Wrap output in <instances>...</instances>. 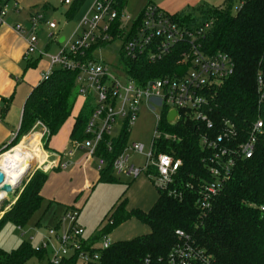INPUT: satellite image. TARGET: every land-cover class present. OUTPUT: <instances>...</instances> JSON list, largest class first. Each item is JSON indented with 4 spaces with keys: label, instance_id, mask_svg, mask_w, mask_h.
I'll use <instances>...</instances> for the list:
<instances>
[{
    "label": "trees",
    "instance_id": "1",
    "mask_svg": "<svg viewBox=\"0 0 264 264\" xmlns=\"http://www.w3.org/2000/svg\"><path fill=\"white\" fill-rule=\"evenodd\" d=\"M81 1H74L72 12ZM234 2L238 4L235 12L232 11ZM124 3L125 0L120 2V9ZM172 18L191 28L212 21L201 43L202 51L207 56L226 55L233 64L232 74L213 87L207 96L205 111L212 129L207 130L204 122L182 112L176 123L169 125L164 109L161 124L155 129L174 139L161 136L154 142V150L157 155H169L181 162L172 183L165 190L156 189L157 199L147 212L127 210V200L122 195L87 240L96 243L122 223L135 219L148 228V233L112 243L100 253L98 264H166L169 254L179 245L177 231L187 235L193 246L207 254L213 264H264V211H261L264 208V0H225L219 8L199 6ZM112 35L116 38L118 32L113 31ZM186 51V45H177L161 61L153 64L145 61L132 63L122 58L120 61L131 79L146 83L182 76L188 66L180 65L179 61ZM258 74L263 82L260 92L256 87ZM76 76L74 72L55 69L47 80L32 90L24 104L17 137L27 135L36 123H40L45 128L42 139L46 141L47 149V142L73 115L79 98ZM87 106L88 103L83 101L73 119L70 141L85 138L84 130L91 113ZM258 119L263 124V134L253 156L239 160L219 192L205 198L202 185L212 180L208 162L211 154L201 146V138H216L232 125L237 132L236 142L240 144L245 142L252 124ZM125 129L119 138H105L100 145L97 156L106 161V166L98 174V183L114 182L111 178L112 162L126 146L128 134ZM28 141L37 144L33 139ZM109 141L112 142L111 152L105 148ZM8 153L1 155L0 160ZM152 174L155 175V171ZM47 179L48 173L41 172L30 178L12 207L0 219V231L6 223L17 228L26 225L40 207L41 191ZM206 204H209L208 208ZM46 253L36 251L24 242L15 250L0 248V264H25L31 258L42 261ZM74 262L68 259L62 264Z\"/></svg>",
    "mask_w": 264,
    "mask_h": 264
},
{
    "label": "built area",
    "instance_id": "2",
    "mask_svg": "<svg viewBox=\"0 0 264 264\" xmlns=\"http://www.w3.org/2000/svg\"><path fill=\"white\" fill-rule=\"evenodd\" d=\"M74 1L63 0L62 4L64 7H69ZM121 1L96 0L90 9V13H93L92 18L85 17L80 23L81 33L76 35L77 39L61 45L58 52L48 58L49 68L40 78V83L47 80L55 69L74 72L77 74L75 84L78 97L84 102L94 97L95 105L90 108V117L84 130L85 138L82 141H71L72 150L66 157H71L75 151H85L87 158L94 162L98 173H101L106 166V161L97 156L100 145L105 138L115 139L111 133L116 121L122 120L125 126L133 125L142 106L150 112L159 109L160 117L157 118L156 127L160 126L165 109L166 117L169 112L176 113L173 124L182 112L183 115L194 116L195 119L204 122L206 129L211 130L212 125L207 120L205 111L208 93L217 84L227 79L233 70L231 59L226 55L207 56L202 51L201 43L212 21L209 20L191 28L149 4L132 22V28L126 34L122 22L128 23L131 19L124 14L123 9H120ZM10 5L15 13L20 11L17 3L11 4V0H0V26L6 22ZM41 24L48 31L56 29L55 23L44 21L39 13L31 15L27 28L21 25L13 27L15 33L25 36V59L37 53L42 56L37 51L36 38ZM113 31L118 32V37L125 35L121 58L123 61L132 63L145 61L153 64L161 61L173 47L186 45L188 51L182 53L179 61L180 65L188 66L186 72L182 76L138 83L131 79L120 61V71L126 78L125 84H120L119 79L109 71L108 66L94 61L91 55L88 56L90 50L113 38ZM262 85V78L258 74L256 77L258 92L261 91ZM35 128L43 130L41 137L45 134V128L40 123H36ZM262 134L263 124L258 119L252 124L243 143L237 144V132L232 125H229L216 138L206 136L201 138V146L209 150L211 154L208 162L212 180L202 185L205 198L213 197L219 192L239 160H247L253 156L255 146ZM161 136L164 139H174L170 135H161V132L155 129L151 150L145 156L146 161L142 168L129 163L128 152L143 153L142 146L132 143L130 146H125L113 160V172L128 175L133 179L139 178L145 172L155 189L165 190L172 183V178L178 172L181 162L172 156L155 153L154 142ZM12 137L14 142L17 134ZM105 148L107 152H111L112 142L106 143ZM5 149L7 147L3 150ZM47 164L51 165L49 162ZM67 166L68 163L59 167L65 169ZM152 171H155V175ZM206 207L208 208L209 204H206ZM261 211H264V208H261ZM60 226H67V230L59 234ZM176 235L179 245L169 254L166 264H213L207 254L193 246L187 235L180 231H177ZM48 236L55 239L58 245L57 249L53 250L48 264H62L68 259L75 261L74 264H98L100 253L112 244L109 235L102 236L96 243H89L87 240L89 236H85L84 230L78 225L75 209L66 212L60 218L56 228L48 230ZM34 249L46 251L45 246Z\"/></svg>",
    "mask_w": 264,
    "mask_h": 264
},
{
    "label": "rangeland",
    "instance_id": "3",
    "mask_svg": "<svg viewBox=\"0 0 264 264\" xmlns=\"http://www.w3.org/2000/svg\"><path fill=\"white\" fill-rule=\"evenodd\" d=\"M95 1L82 0L73 12L71 8L74 3L70 8H66L62 5V1H55L54 4L47 5V9H44L42 6H34L31 9L21 8L20 12L16 15L12 14L10 5L7 19L17 18L21 23H27L32 14L39 13L44 21L55 23L56 30L52 34L41 24L39 26L40 30L36 35L38 41L37 51L42 55V60L45 61L58 52L59 46L77 39L76 35L81 33V29H79L81 21L85 17L91 19L93 16V13H90V9ZM149 4L151 3L148 0H125L123 12L131 19L128 23L122 22L126 34L131 30L132 22L140 16L143 9ZM237 6V2H234L233 12H235ZM50 35L52 36L50 37ZM60 39H64L63 44H58ZM124 41L125 35L110 38L99 47L94 48L90 53L94 61L108 66L109 71L119 79L120 84H125L126 81L119 66ZM87 103V109L89 111L95 105L94 97L92 96ZM82 104V98L79 97L75 104L72 117L61 128L57 136L54 137L56 139L50 143L60 156L56 155L57 157H54V154L49 153L45 149L44 143L46 141L42 139L43 136L39 138V146L37 144L33 145L32 141H28L29 139L38 141L39 133L40 135L43 134L42 129L35 127L27 135H19L14 142L13 138H11L9 143L13 142V144L3 152H9L17 145L33 148L34 150V152L30 153L33 166L15 189V200L33 175L37 172L45 174L52 171V173L48 174V179L43 186V200L40 207L31 216L26 225L17 228L11 223H6L0 231V248L3 250H15L24 242L29 243L33 248L45 246L47 253L42 261L31 258L25 264L49 263L53 250L57 249L58 245L55 239L48 236V230L56 228L60 218L70 210L67 209L66 205L74 206L77 212L78 225L84 230L85 236L88 237L99 228L101 222L105 220L111 208L122 195L127 200V210L139 209L143 212H147L157 199L156 189L147 178L145 172L139 178L133 179L128 175L117 174L112 171L111 178L114 182L104 184L97 182L99 173L94 167L90 169L92 173L91 177L85 169L86 165L77 164L73 160L70 161L72 166H68L66 170L59 169L60 157L66 159L67 153L72 150L68 135L74 121L73 119L79 112ZM159 115V109H156L155 112H150L146 107L142 106L139 109L133 125L125 126L122 120H118L112 128L111 135L115 139L119 138L123 129L126 128L125 130L128 134L126 147L132 143L143 147L142 154L128 152L129 163L137 168H142L145 165V156L151 150L154 130L157 124V118L160 117ZM40 150L43 152L41 158ZM45 160L46 163H44ZM48 162L51 165L47 164ZM41 163L43 165H40ZM71 169L73 173H71ZM12 198L13 196H9L7 201L0 203V219L14 204L15 201H9ZM64 230H67V226H60L58 233L61 234ZM147 233L148 228L146 226L135 219H129L113 229L109 237L110 241L115 243L131 240Z\"/></svg>",
    "mask_w": 264,
    "mask_h": 264
},
{
    "label": "crops",
    "instance_id": "4",
    "mask_svg": "<svg viewBox=\"0 0 264 264\" xmlns=\"http://www.w3.org/2000/svg\"><path fill=\"white\" fill-rule=\"evenodd\" d=\"M55 1L63 2V0H11V4L17 3L19 10H21V8L31 9L34 6H42L44 9H47V5L54 4ZM224 1L225 0H148L151 5L170 16L187 13L199 6L219 8ZM71 6L66 8H70ZM11 12L14 15L17 14L14 11ZM15 25H21L27 28L28 21L27 23H21L17 18H8L5 24L0 26V150L11 144L9 142L10 139L13 138V135L17 134L18 136L25 101L32 90L40 83L41 76L45 74L49 68V60L43 61L38 53L25 59V36L19 35L13 31ZM55 30L49 31V33L51 34ZM62 43L58 42V44ZM40 136L39 133L38 139ZM54 137L47 142V150L51 154L59 155L58 152L54 150L53 146L50 145V143L56 139ZM36 142L39 146L38 141ZM40 151L41 158L43 152L42 150ZM72 160L77 164L86 165L85 169L89 176H92L90 169L93 167L95 168V164L87 158L85 152L75 151L72 153L71 157L66 159L60 157L59 166L68 163L70 167V165L72 166L70 163ZM40 165L43 164L41 163ZM68 166L66 168H68ZM59 169H61V167H59ZM49 173H52V171ZM71 173H73L72 169ZM66 206L68 209H75L74 206Z\"/></svg>",
    "mask_w": 264,
    "mask_h": 264
},
{
    "label": "bare ground",
    "instance_id": "5",
    "mask_svg": "<svg viewBox=\"0 0 264 264\" xmlns=\"http://www.w3.org/2000/svg\"><path fill=\"white\" fill-rule=\"evenodd\" d=\"M10 151L0 160V172L4 176L5 184L16 187L33 166L30 153L34 152V150L26 146L17 145ZM4 197L5 195L0 191V203Z\"/></svg>",
    "mask_w": 264,
    "mask_h": 264
},
{
    "label": "water",
    "instance_id": "6",
    "mask_svg": "<svg viewBox=\"0 0 264 264\" xmlns=\"http://www.w3.org/2000/svg\"><path fill=\"white\" fill-rule=\"evenodd\" d=\"M63 42V39H60L59 40V43H62ZM176 119V113L174 111L172 112H169L167 117H166V121L168 124H173L174 121ZM17 188L16 187H11L10 185L8 184H5L4 182V176L3 174L0 172V191L5 195V197L3 198V200L1 201L2 203L4 201H7L8 197L9 196H13L12 200H9V201H12L14 202L15 201V189Z\"/></svg>",
    "mask_w": 264,
    "mask_h": 264
}]
</instances>
